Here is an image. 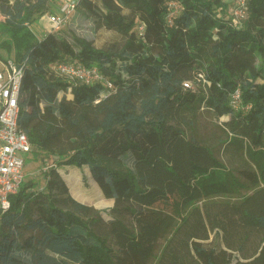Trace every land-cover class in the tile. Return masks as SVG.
I'll return each instance as SVG.
<instances>
[{
  "label": "trees",
  "instance_id": "1",
  "mask_svg": "<svg viewBox=\"0 0 264 264\" xmlns=\"http://www.w3.org/2000/svg\"><path fill=\"white\" fill-rule=\"evenodd\" d=\"M49 4L0 0L24 70L20 124L51 162L43 188L24 182L0 212V264H264V0H248L241 25L224 0H81L77 11L123 40L105 49L37 36ZM56 63L102 78L70 81ZM201 109L229 117L222 143L247 166L200 140ZM71 170L114 201L111 220L74 196Z\"/></svg>",
  "mask_w": 264,
  "mask_h": 264
},
{
  "label": "built area",
  "instance_id": "2",
  "mask_svg": "<svg viewBox=\"0 0 264 264\" xmlns=\"http://www.w3.org/2000/svg\"><path fill=\"white\" fill-rule=\"evenodd\" d=\"M81 0H62L60 11L49 15L50 29L57 33L67 27L75 16ZM233 3L230 15L240 24L248 17V0H224ZM0 69V212L11 206V196L22 188L26 178V159L32 144L20 124V98L24 70L13 59L2 62ZM52 69L65 79L86 84L101 80L96 67L87 68L80 63H56ZM191 88V83L184 84ZM111 87V85H110ZM242 103L240 89L232 95V106Z\"/></svg>",
  "mask_w": 264,
  "mask_h": 264
},
{
  "label": "rangeland",
  "instance_id": "3",
  "mask_svg": "<svg viewBox=\"0 0 264 264\" xmlns=\"http://www.w3.org/2000/svg\"><path fill=\"white\" fill-rule=\"evenodd\" d=\"M61 5L62 0H50L49 9L46 13L31 25L32 30L37 36L43 32L44 28H46V30L50 29L49 15L59 12ZM227 6L229 7L227 11L229 14L233 3L230 1ZM0 18L2 17L0 16ZM43 26L45 27L43 28ZM57 34L67 36L70 40L71 38L73 39L74 35L85 38L92 41L93 44L100 49H105L114 44H121L123 42L120 35L114 31L105 28L96 29L86 11L80 8L72 18L71 23ZM9 58L13 60L15 58L14 42L12 36L6 32L4 26L0 25V69H2L1 61L5 62ZM193 84L195 87H198L197 83ZM68 96L70 97L69 94ZM228 120V116L217 118L212 112L206 109H201L198 118L195 121V133L200 140L215 148L217 155L224 163H227L234 168H244L247 166V161L243 154L234 152L233 149L222 143L227 140L224 123ZM24 158L26 159L25 182L33 181L37 186L43 188L46 183L44 173L51 162H45L33 156L31 153L24 155ZM59 170L62 172L65 168L61 167ZM65 177L72 187L74 196L77 197L79 201L87 203L98 210H102V216L105 221L112 219L110 210L114 206V201L108 200L103 195H100L96 188L90 187L89 185H83L78 171L71 170V172L67 173ZM216 199L235 200L236 198L224 196L217 197ZM121 218L127 225H132V219L130 217L123 216Z\"/></svg>",
  "mask_w": 264,
  "mask_h": 264
},
{
  "label": "crops",
  "instance_id": "4",
  "mask_svg": "<svg viewBox=\"0 0 264 264\" xmlns=\"http://www.w3.org/2000/svg\"><path fill=\"white\" fill-rule=\"evenodd\" d=\"M44 27H45V26H43V28H44ZM45 31H46V28L43 29V32H42L41 34L45 33ZM41 34H40V35H41Z\"/></svg>",
  "mask_w": 264,
  "mask_h": 264
}]
</instances>
